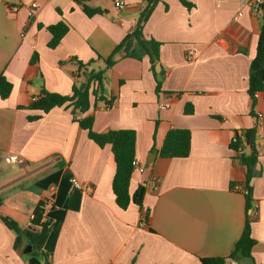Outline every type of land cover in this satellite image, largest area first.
<instances>
[{"label":"crops","instance_id":"0c3cea01","mask_svg":"<svg viewBox=\"0 0 264 264\" xmlns=\"http://www.w3.org/2000/svg\"><path fill=\"white\" fill-rule=\"evenodd\" d=\"M0 0V75L13 84L10 96H0V264H203L205 258H227L246 223L256 244L252 259L226 264H264V91L256 102L249 95V73L257 55L261 18L240 0H160L144 27V36L161 43L162 92L148 57L120 59L107 74L110 107L103 103L83 116H93V129L136 132V169L130 184L134 195L146 188L143 208L127 210L115 202L116 171L109 145L99 147L74 120L71 108L55 107L30 121L32 101L45 87L72 95L76 57L108 58L137 25L146 0ZM39 7L30 20L28 9ZM19 11L11 12L10 6ZM98 9L89 17L84 8ZM239 11L242 15L236 18ZM63 21L70 26L61 43L51 49L46 27ZM193 49L195 58L186 54ZM37 54L38 61L31 63ZM156 64V65H157ZM163 72V74L161 73ZM169 101L161 110L159 103ZM189 108L193 112L187 114ZM78 117H81L79 115ZM257 128V163L250 181L253 207L247 211L243 183L247 167L236 155L234 135ZM171 129L191 133L186 158L159 154ZM16 154L23 165H8L3 157ZM160 179L154 190L151 179ZM88 187L76 190L71 178ZM55 201L52 226H35L41 201ZM145 215V224L142 215ZM146 215L147 218H146ZM2 218L14 220L20 234ZM44 241L38 244V235ZM48 258L44 257L45 253Z\"/></svg>","mask_w":264,"mask_h":264},{"label":"trees","instance_id":"16d2710c","mask_svg":"<svg viewBox=\"0 0 264 264\" xmlns=\"http://www.w3.org/2000/svg\"><path fill=\"white\" fill-rule=\"evenodd\" d=\"M160 0H146L144 7L141 10L136 28L129 33L114 49L113 53L108 58L98 56V60L102 62L103 67L91 68L96 62L92 60L89 62L81 61L76 57L61 61L60 65H74L77 67L78 80L74 82L72 95H62L55 92H50L45 87L40 91L30 106L29 110L38 111L39 114L30 115L28 119L35 121L41 119L43 114L48 113L55 107L71 108V113L74 120L79 126L87 131L88 137L94 141L99 147L104 148L109 145L114 156L116 165L115 175L112 181V189L115 196V202L122 210H127L132 204L143 208V200L146 193L144 186H139L134 195L130 193V184L133 173L136 168L134 165L136 159V132L134 130H109L104 133H98L93 129L94 117L83 116L90 107H97L98 104L103 103L106 107H110L115 98L108 97L107 91V74L109 70L122 58H134L143 60L148 57L151 63V69L156 77L157 86L156 92H162V81L158 73L155 71V66L160 61L161 43L155 39H147L144 36V27L153 13L156 5ZM187 8H192L193 4L186 0H180ZM85 13L92 17L100 11L98 9L84 8ZM261 30L257 48V55L252 61L249 73V95L256 102V95L264 91V5L261 12ZM51 34V39L48 46L55 49L66 36L70 30V26L60 21L57 24L46 27ZM38 61L37 54H34L31 63ZM13 89V84L5 77L0 75V96L6 99L10 96ZM187 114L193 112L192 109L185 110ZM81 115V117H78ZM241 141L245 144L246 153L240 158L242 163L247 167L246 179L243 183V190L246 197L247 211L253 207V199L250 187V181L254 176V166L257 163V128L249 129L244 136H240ZM191 150V133L186 129H171L164 140L163 146L160 149V156L162 158H186L189 156ZM1 205V199H0ZM52 213V211H51ZM50 213V216L54 218ZM148 215H146L147 218ZM8 228L20 234L21 229L19 225L10 218H2ZM41 214L39 207L35 210L33 224L35 226H47L41 224ZM253 218L247 214L244 231L237 242L234 251L227 258H205L201 259L203 264H226L228 260H235L237 258L252 259V249L256 244V240L252 236L251 225ZM45 233L38 235V244L44 241ZM45 253L44 257L48 258ZM45 264H51L48 261Z\"/></svg>","mask_w":264,"mask_h":264},{"label":"built area","instance_id":"2783aa9c","mask_svg":"<svg viewBox=\"0 0 264 264\" xmlns=\"http://www.w3.org/2000/svg\"><path fill=\"white\" fill-rule=\"evenodd\" d=\"M75 1H80V0H75ZM243 6H247L251 9L252 13L256 16H261L262 12V6L264 5V0H240ZM38 3L33 2L31 6L28 9V16L29 19L32 20L35 17V14L38 10ZM115 7L119 10L123 9L125 7V3L123 0H115ZM10 10L13 13H16L19 11V6L18 5H11ZM242 15V11H239L236 18ZM187 60L188 61H193L195 58V53L193 49H189L186 54ZM170 102L169 101H164L159 103V108L161 110H165L170 108ZM258 127L259 128H264V116L262 113H259L258 116ZM231 146L236 153V155L241 158L245 153H246V146L241 141L239 135H234L231 139ZM3 160L6 164L8 165H23L25 163V160L23 157L16 155V154H8L3 157ZM135 168L139 169L140 168V161L139 159H135L134 162ZM151 182L153 184L154 190H158L160 186V179L156 176H153L151 179ZM70 184L79 191H84L87 190L88 187L84 184H82L77 178H71L70 179ZM55 201L51 198L45 199L39 203V210L41 214V224H46L48 226H52L56 220L50 216L51 210L54 208ZM145 215H142V223L145 224Z\"/></svg>","mask_w":264,"mask_h":264},{"label":"water","instance_id":"95a60500","mask_svg":"<svg viewBox=\"0 0 264 264\" xmlns=\"http://www.w3.org/2000/svg\"><path fill=\"white\" fill-rule=\"evenodd\" d=\"M156 69H157V71H161V67L159 64L156 65ZM161 73L163 74V72H161ZM29 264H41V262L39 261V259L36 256H34V257H31L29 259Z\"/></svg>","mask_w":264,"mask_h":264},{"label":"rangeland","instance_id":"374dc122","mask_svg":"<svg viewBox=\"0 0 264 264\" xmlns=\"http://www.w3.org/2000/svg\"><path fill=\"white\" fill-rule=\"evenodd\" d=\"M103 67V66H102ZM96 69H98V68H96Z\"/></svg>","mask_w":264,"mask_h":264}]
</instances>
